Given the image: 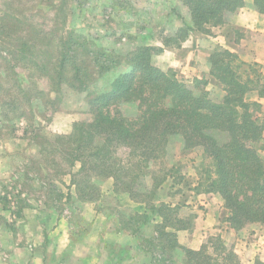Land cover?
I'll return each instance as SVG.
<instances>
[{"label":"trees","instance_id":"16d2710c","mask_svg":"<svg viewBox=\"0 0 264 264\" xmlns=\"http://www.w3.org/2000/svg\"><path fill=\"white\" fill-rule=\"evenodd\" d=\"M34 2L2 1L0 107L6 113L23 117L37 100L43 108L39 115L46 117L48 105L63 87L85 91L105 73L127 66L107 90L89 93L90 120L74 122L65 134L40 136L42 162L56 173L70 174V185L82 200L96 198L94 176L111 178L114 192L127 193L156 215L159 220L149 237L141 230L150 221L145 212H133L121 225L133 236H142L139 246L146 248L151 264H244L220 235L209 236L197 249L181 245L176 233L192 226L191 216L180 215L177 204L150 199L159 173L164 179L169 173L163 166H152L168 155L170 142L177 138L183 149L199 147L207 160L199 170L196 193L218 195L231 228L264 226V114L258 101L246 97L251 91L264 96L259 64L218 45L207 58L209 78L195 77L189 84L172 68L163 70L152 63L153 54L180 47L191 32L212 34L211 28L226 25L244 1L182 0L188 18L172 33L158 36L161 45H137L123 55L95 46L66 25L56 27L53 19L48 24L39 21V4ZM253 5L264 13V0H253ZM229 35L236 42L243 36L236 28ZM18 69L28 72L30 85L20 82ZM40 78L46 79L47 91L36 87ZM210 82L223 91L220 100L210 97ZM125 102H136V112L123 111L120 104ZM146 178L151 181L148 188ZM175 253L181 255L179 262ZM254 264L263 262L257 259Z\"/></svg>","mask_w":264,"mask_h":264},{"label":"rangeland","instance_id":"374dc122","mask_svg":"<svg viewBox=\"0 0 264 264\" xmlns=\"http://www.w3.org/2000/svg\"><path fill=\"white\" fill-rule=\"evenodd\" d=\"M2 1L0 0V10L3 8ZM34 3L39 4L37 7L39 21L48 24L49 20L51 22L53 19L56 27L66 25V28L85 35L95 46L113 49L120 55L133 50L137 45H152L155 38L158 39V36L172 33L182 25L184 19L188 18V11L182 0H35ZM211 29L212 34L217 33L224 36L231 33V27L228 25ZM191 34V43L198 41L202 46H208L209 42H212L205 36L209 34L199 31H195L194 34L191 32L189 35ZM206 48L202 47L201 52H197L196 55L201 57ZM161 53L153 54L152 63L163 70L172 68L179 79L192 84L195 77L191 71H188V67L184 68L188 61H185L184 65L172 64L171 66L168 61L162 59ZM125 68L127 66L122 64L105 73L94 80L85 91L63 87L54 104L48 105L46 117L39 115L43 108L37 100H32L31 115L27 114L23 117H14L0 107V227L2 226L3 229L5 227L14 237L18 238L17 240L14 238L11 243L12 247L22 235L25 237L32 231L30 225L19 220L23 215L22 212H31V209L32 211L33 209L38 210L35 214L47 222L55 215L65 218L70 247H75L90 228V222L86 219L89 214L84 215L86 210L82 203L92 202L89 207H93L94 211L104 216V224L100 229L99 240L87 254L96 255L102 262L107 257L104 240L117 233L121 237V242L128 237L131 244H134V249L135 245L137 246L133 253L134 264H151L149 253L146 248L139 246V242L142 236L149 237L152 234V225L159 220L156 215L146 209L142 203L135 207L130 205L127 193L114 192L113 185L105 189V184L102 188L100 183L105 178L94 176L93 180L98 189L96 198L93 201L82 200L74 186L72 188L70 185V174L56 173L54 168L42 162L38 153L39 144L37 142L40 136L65 134L72 129L74 122L90 120L92 113L88 104L89 93L94 94L107 90L112 79ZM18 70L20 82L23 85H30L27 81L28 72ZM36 87L47 91L46 79H37ZM206 88L210 97L215 100H220L223 96V91L213 82H210ZM120 108L125 112L135 113L137 103H121ZM175 139L170 142L168 155L152 166L153 169L163 166L169 170V173L165 179L163 174L159 173V185L153 189L150 199L156 204L162 202L177 204L180 206V215L186 217L190 215L192 226L189 229L180 230L182 235L177 231V240L183 246L189 247L187 242H190L194 247L199 248L209 236L217 235L214 231L205 233L202 225L199 222L195 223L196 214L192 212L193 209H198L200 214L206 213L208 207L201 203L203 199L198 195L213 194L196 193L194 189L199 170L207 163V160L202 156L199 147L183 149L180 139ZM78 166L77 163L72 171H76ZM150 182V178L144 180L147 188L150 187ZM59 192L62 193L61 196ZM208 201L216 213L218 224L229 226L226 220L227 210L223 207L220 197L210 196ZM135 211L147 213L150 221L141 226L142 236L136 234L131 237L127 234V230L121 229V225L122 221H127ZM139 220L137 223L140 224ZM250 224L252 223L237 230L232 229L240 235V231ZM45 228H42L41 235L48 234L44 231ZM195 230H197L196 233ZM3 235L0 229V236ZM234 238L235 235H230L229 239L226 238L228 242L224 241L233 250ZM47 247V241L40 245V251L44 254V264H81L79 258L60 256L55 248L52 258H49L46 255ZM234 252L242 261L241 256L235 250ZM3 253L0 250V264H6L7 256ZM175 254L174 258L179 262L181 255Z\"/></svg>","mask_w":264,"mask_h":264},{"label":"crops","instance_id":"0c3cea01","mask_svg":"<svg viewBox=\"0 0 264 264\" xmlns=\"http://www.w3.org/2000/svg\"><path fill=\"white\" fill-rule=\"evenodd\" d=\"M243 1L244 5L235 13L231 14L226 23V25L231 28H236L242 32L243 36L239 41L236 42L232 38V35L226 37V35L222 36L213 33L205 35L212 42H209L208 46H202L198 41L191 43V34L180 47L164 48L161 53L162 59L168 61L171 66L172 64L177 66L184 65V62L188 61L187 63L185 62L186 65L184 68L188 67V71H191L194 77L209 78L207 55L211 52L214 46L220 45L235 51L244 61L257 62L260 66L261 80L264 84V13H259L255 9L253 0ZM194 33L195 31L193 34ZM153 45H161L160 40L155 38ZM202 47L207 48L205 53L202 55L200 53L201 58L197 56L196 53L201 52ZM246 97L249 100L258 101L261 104L262 113L264 114V96H259L257 91H251ZM261 154L264 157V147ZM105 184V189L112 186V179H103L100 186L104 188ZM71 187L73 188V185H71ZM210 196L214 198L217 197V195L213 194L198 195L199 198L201 197L203 199L201 203L208 208L206 213L202 214H200L198 209L192 210V212L196 214L195 223L199 222L205 233H210L212 231L216 232L215 234L220 235L226 243L228 242L227 239H229L230 235H235L234 241L232 242L234 250L239 256H241V259L245 264H254L257 259L264 262V226L259 223H252L242 229L240 235L236 234V231L230 226H222V224H218L216 213H214L209 205L208 197ZM82 204L86 210L84 215L89 214L86 219L90 222V228L83 239L80 240L75 247H70L69 244L70 240L66 219L58 217L57 215L52 216L47 222L44 218L35 214L38 210L33 209L32 211L31 209V212H22L23 215L19 220H22V223L30 225L32 231L30 234L25 235V237L22 235L20 240L17 241L13 247L11 246V243L16 237H14L10 231L5 229V227L3 229L1 226L0 229L4 235L0 236V250L4 252V256H7L6 264H44V254L40 251V245L44 241L48 242L46 255L49 258H52V254H54L53 249L55 248L56 253L60 254V256L79 258L81 264H134L133 253L137 246L135 245L134 249V244H131L128 237L124 238V241L121 242V237H119L117 233L112 235L111 238L104 240V242H106L105 249L107 257L103 259L102 262H100L96 255L93 256V254H87L89 249H91V247H93V245L99 240L100 229L104 224V216L98 213V211H94L93 207H89L92 205V202H83ZM129 204L135 207L140 203L134 202L130 199ZM3 224L5 225V223ZM41 226L42 228L46 227L44 231L48 233L47 235H41V231H43ZM7 231L8 234L6 233ZM178 232L182 235L180 230ZM196 232L197 230H195V233ZM127 234L131 237L133 236L130 233ZM16 235L18 236V233ZM117 237L119 238L117 239ZM17 239L18 238L15 240ZM187 245L192 248H198L194 247L190 242H187Z\"/></svg>","mask_w":264,"mask_h":264}]
</instances>
